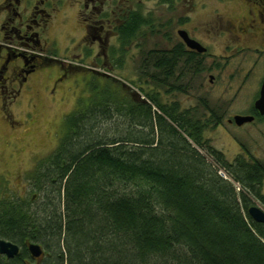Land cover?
<instances>
[{
	"label": "trees",
	"instance_id": "obj_1",
	"mask_svg": "<svg viewBox=\"0 0 264 264\" xmlns=\"http://www.w3.org/2000/svg\"><path fill=\"white\" fill-rule=\"evenodd\" d=\"M137 22L120 30L113 67L137 39ZM144 56L141 78L161 89L184 69L186 55ZM96 75L91 98L64 118L54 151L27 173L36 198L0 200V238L20 248L0 264L34 263L30 244L43 249L39 264H264V225L248 215L251 197L264 205V165L244 154L229 162L209 146L203 135L222 124L218 111H182L159 92L137 94Z\"/></svg>",
	"mask_w": 264,
	"mask_h": 264
},
{
	"label": "rangeland",
	"instance_id": "obj_2",
	"mask_svg": "<svg viewBox=\"0 0 264 264\" xmlns=\"http://www.w3.org/2000/svg\"><path fill=\"white\" fill-rule=\"evenodd\" d=\"M144 1L145 14L155 12L160 27L163 28L162 33L132 44L121 67H113L110 71L97 65L95 70L99 74L107 73L108 79H114L120 82L119 84L130 87L137 94H142L139 88L144 93L159 92L163 103L178 102L182 111L196 108L200 115L206 118L209 117L207 106L218 111L222 124L215 129L208 128L203 135L209 146L220 151L229 162L244 154L248 159L264 165V121L243 127L228 123V120L235 116L249 114L259 96L264 77L263 37L238 38L226 33L218 37L211 35L206 38L201 34L202 31L194 30V34L203 41V45L208 50V53L199 57L198 67L193 66L178 72V77H174L171 84H167L164 89L160 87L159 89L157 84L154 86L148 75L141 78L143 75L141 65L146 52L153 48L168 49L175 43H171L166 36L171 34V28L164 27L170 20H175V16L177 20L188 14L191 16L193 26H199L203 30L204 24L212 22L218 14L225 20L238 23V18H242L249 6L243 1L228 6L218 3L217 0H180L172 10L168 4H164V0ZM189 7L192 9L191 12L188 10ZM237 7L242 11L241 14L234 12ZM66 9L69 21L63 27H59L61 29L58 31L62 34V40L70 34L71 44L82 35V25L77 15L78 9L73 4L66 6ZM172 22L175 24L176 21ZM57 27L58 25L55 28ZM112 43L117 46L115 38ZM56 45L50 50L51 56L59 61L75 63L66 57L67 53L62 43L56 41ZM256 48L261 49L263 53L256 54L253 51ZM119 56L117 54L116 59ZM78 63L83 67H78V70L65 77L63 82L58 84L53 95L49 94L51 87L45 88L47 87L45 84L58 77L60 68L57 65L45 70L48 72L45 73L42 86H35L30 93L20 97L16 104H12L10 109L3 110L0 100V200L7 198L17 201L36 198L37 193L31 191L27 181V173L38 160L47 158L54 151L64 118L77 109L81 101H86L92 96L89 83L91 79L86 78V75H89L86 66L92 67V64L88 60H79ZM99 81L98 86L102 85V89L108 84L104 80L99 79ZM178 85L181 86V91H178L180 90L177 88ZM172 87L174 88L172 92L167 94L166 90L170 91ZM110 127V124L103 125V129ZM199 151L212 164L213 161L207 156L206 151ZM251 200L252 206L264 211V206L259 201L252 197ZM39 263L41 261L33 264Z\"/></svg>",
	"mask_w": 264,
	"mask_h": 264
},
{
	"label": "flooded vegetation",
	"instance_id": "obj_3",
	"mask_svg": "<svg viewBox=\"0 0 264 264\" xmlns=\"http://www.w3.org/2000/svg\"><path fill=\"white\" fill-rule=\"evenodd\" d=\"M179 1L164 0V4H168L174 10V5ZM241 1L246 2L249 8L244 11L242 18H238V23L225 20L218 14L212 22L205 23V28L202 30L199 26H193L191 16L188 14H184L177 20L175 16V20H170L164 26L171 28V34L166 36L171 43H175L168 49L153 48L147 52L154 50L170 52L175 59L186 55L183 57L185 62L179 67L187 70L195 66L191 63L194 55L200 57L208 53L203 41L194 34V30L202 31L201 34L206 38L211 35L218 37L226 33L238 38L248 36L264 38V0H217L218 3L228 6L239 4ZM72 4L78 9L77 15L82 25V35L70 44V34L62 40V34L58 30L61 29L59 27L68 23L66 6L69 7ZM144 4V0H0L1 108L5 111L10 109L12 104H16L20 97L30 93L35 86H42L45 73L48 72L45 70L49 67L57 65L60 68L58 77L49 84H45L47 86L45 88L51 87L49 88L51 93L48 91L51 95L56 93L58 84L62 83L65 77L70 76L74 70H78V67H83L78 63L79 60H88L92 64V67L86 66L89 70L87 71L89 75H86L88 79L97 76L98 72L95 70L97 65L111 70L115 59L113 53L121 50L120 30L127 31L130 21L134 18L138 20L134 27L137 39L132 41L129 47L128 45L125 47L127 51L135 42L162 33L163 28L160 27L159 18L155 16L154 11L145 14ZM188 10L192 11L190 7ZM234 12L242 13L238 7L234 9ZM172 21H176L175 24ZM209 24L210 28H208ZM56 25H58L57 28H55ZM113 38L116 39L117 46L112 43ZM186 38L201 45L206 52L198 53L187 44ZM56 41L63 44L67 53L66 57L75 63L59 61L51 56L50 50L56 45ZM253 51L258 55L263 53L259 48ZM177 52H180V56ZM103 76L108 77V74L105 73ZM244 116L254 117V121L247 124H255L261 121L260 118L264 120V116H261L254 106L250 113ZM228 123L235 125L234 118L228 120ZM237 184L242 191L241 185Z\"/></svg>",
	"mask_w": 264,
	"mask_h": 264
},
{
	"label": "water",
	"instance_id": "obj_4",
	"mask_svg": "<svg viewBox=\"0 0 264 264\" xmlns=\"http://www.w3.org/2000/svg\"><path fill=\"white\" fill-rule=\"evenodd\" d=\"M186 40H187V44L193 49H196L198 53L206 52V49L203 48L198 43L194 41H190L187 38ZM254 108L261 116H264V80L261 86L259 98L255 102ZM253 121H254V117H251V116H235L234 117V123L238 127H241L247 123H252ZM248 215L253 220V222H255L256 224L264 225V211L261 210L259 207L252 206L248 210ZM28 251L34 260L40 259L44 253L42 247L38 244H30L28 246ZM19 252H20V248L18 245L0 238V255L1 256H4L7 259L11 260L17 257L19 255Z\"/></svg>",
	"mask_w": 264,
	"mask_h": 264
},
{
	"label": "built area",
	"instance_id": "obj_5",
	"mask_svg": "<svg viewBox=\"0 0 264 264\" xmlns=\"http://www.w3.org/2000/svg\"><path fill=\"white\" fill-rule=\"evenodd\" d=\"M218 174L223 178V179H226V180H229L233 185H235L234 187L236 188V190H239V185L237 183H235L227 174L224 170H219Z\"/></svg>",
	"mask_w": 264,
	"mask_h": 264
},
{
	"label": "bare ground",
	"instance_id": "obj_6",
	"mask_svg": "<svg viewBox=\"0 0 264 264\" xmlns=\"http://www.w3.org/2000/svg\"><path fill=\"white\" fill-rule=\"evenodd\" d=\"M236 192H237V193H240V192H241V190H236Z\"/></svg>",
	"mask_w": 264,
	"mask_h": 264
}]
</instances>
